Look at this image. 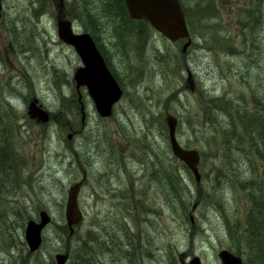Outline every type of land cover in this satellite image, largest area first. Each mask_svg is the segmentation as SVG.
<instances>
[{"label":"rangeland","instance_id":"obj_1","mask_svg":"<svg viewBox=\"0 0 264 264\" xmlns=\"http://www.w3.org/2000/svg\"><path fill=\"white\" fill-rule=\"evenodd\" d=\"M85 1L2 0L0 99L12 107L13 146L25 160L24 186L10 202H17L25 220L18 216L4 226L14 238L8 235L7 241H0V264H57L55 256L66 253L68 235L58 227L67 226L69 188L84 175L87 181L79 203L85 217L69 244L73 248L79 246V238L88 233L90 224L98 226L100 219L101 232L106 228L114 235L123 223L130 234L141 232L153 240L151 255L143 253L133 260L122 257L120 247L112 256L100 245V264H180L195 256L203 264H222L221 250L235 253L244 245L241 235L251 190L242 189L232 177H220L211 158L215 146L201 149L204 139L201 146L197 139L198 146L192 148L207 157L200 162V183L190 170L170 166L173 154L168 153L165 118L167 114L177 117V138L186 147L194 141L192 112L204 106L206 98H226L236 105L244 96L250 107L264 102V25L260 30L264 17L256 27L248 15L257 9L264 13V0H185L193 14V21L185 15L192 40L186 54L182 53L186 41L172 43L150 24L143 29L145 20L131 21L126 26L130 31L119 28L116 32L113 30L120 23L103 19L99 13L102 30L98 43L105 54L99 50L124 91L110 118L99 116L86 87L76 89L74 75L83 65L81 58L58 36L57 16L62 9L75 33H89L91 15H85ZM89 1L90 10L99 4ZM207 4L211 11L204 16L200 10ZM250 33L256 35L258 47L245 51L241 41ZM33 98L49 112L48 124L38 123L26 113ZM79 98L85 107L86 126L69 141L68 134L81 130ZM249 147L247 139L240 146ZM148 154L161 156L173 170L172 180L180 192L173 202L152 182ZM253 158L255 161L248 162L243 158L234 168L242 182L252 181L254 175L263 184L264 165ZM128 189L143 204H138L143 212L141 223L124 219L121 204L127 202L120 194ZM195 204L197 208L192 210ZM41 210L50 214L53 223L43 232L42 247L32 253L25 229L29 220H38ZM5 242L9 249L3 248Z\"/></svg>","mask_w":264,"mask_h":264},{"label":"trees","instance_id":"obj_2","mask_svg":"<svg viewBox=\"0 0 264 264\" xmlns=\"http://www.w3.org/2000/svg\"><path fill=\"white\" fill-rule=\"evenodd\" d=\"M98 1L97 7L90 10L87 7L90 1L86 0L84 11L85 15H91V21H88L87 24V32L92 36L95 43L98 44V48H101L105 54L104 48L98 43L100 40L99 32L102 30V23L98 21L99 13L103 19H115L116 23H120V26H116V30H113L116 32L119 28L122 29V32L130 31V28L126 26L134 20L130 18L125 0ZM179 1L188 20L193 21V14L188 9L186 1ZM210 11L211 6L207 4L200 10V13L207 16ZM248 15L256 27L259 21H263L264 13L262 10L257 9L256 11L249 12ZM112 23L113 21H110L109 25L113 27L114 23ZM144 24L143 29L149 23L144 21ZM263 25V23L260 25V30ZM255 43H258L257 38L252 33H250L249 38L245 37L241 41V44L245 46V51L258 47ZM25 51H28V49H25ZM239 98L241 102L238 101L236 105L226 98H206L203 102L204 106H197L198 110L192 112L195 114L192 117V136L194 137V141L187 142L185 148L197 147V139L201 140L200 146L203 143V139L206 140L200 147L201 149L214 145V153L211 158L215 162L216 170H218L220 177L223 179L232 177L242 189L251 190L249 192L250 204L245 217V227L241 235L244 245L241 250H237L235 253L243 257L246 264H264V183L259 182L258 178L254 177V175H252V181L246 180L242 182L243 178H241V175L234 168L235 165L243 161V158L246 161L247 159L255 161L253 156L264 165V102L254 103L250 107L244 96H240ZM11 113L12 107L9 102H6L5 99H0V236H3L0 241H7L8 235L10 238H14L13 232H6L4 227L6 223H9L11 220L16 221L18 216L22 218V221L25 220V214L18 208L17 202H10L11 196H17L24 186V174L22 171L25 167V160L22 159L13 146L14 125L12 124ZM81 130L77 133H80ZM238 130L240 131L238 132ZM245 139L250 142V147L248 149H241L240 146ZM96 147L100 148V141L97 142ZM168 153L172 152L169 150ZM242 153H245L246 156L243 157ZM200 154L205 161L207 158L205 152L200 150ZM148 155L151 161L152 182L158 190L166 193L168 201L173 202L180 193L175 188L176 182L172 180L174 177L173 170L164 164L161 156ZM169 165L175 168L182 167L183 169H188L185 164L174 156L170 159ZM218 181L220 182V179ZM120 195L121 199L127 202L121 204L124 219H131L135 224L141 223L140 215L143 212L140 213L138 204L141 206L143 204L140 201L134 200V197L130 195L129 189L123 190ZM198 197L202 199V191H199ZM84 210L86 215H90L87 205H84ZM27 218L30 219L31 217ZM98 221V226L90 224L88 233L84 237L79 238V246L76 248L69 245L74 236H69L68 227H58L63 235H68L64 251L69 254V264H100L98 263V256H100L101 252L100 245L104 246V251L113 254L112 256L116 254L114 252L117 247H120L122 249V257L130 260L141 257L143 253L151 255L147 252L151 248L153 240L148 235L144 237L141 232L130 234V228L122 226L123 223L118 224L120 228L119 230L117 228L114 230V235L110 234L106 228L101 232L100 219ZM13 229L15 230V227ZM8 246L6 242L3 244V248Z\"/></svg>","mask_w":264,"mask_h":264},{"label":"water","instance_id":"obj_3","mask_svg":"<svg viewBox=\"0 0 264 264\" xmlns=\"http://www.w3.org/2000/svg\"><path fill=\"white\" fill-rule=\"evenodd\" d=\"M130 17L133 20H146L151 26L166 37L169 41L175 43L187 40L183 45L182 53H186L192 40L186 21L185 13L179 0H125ZM2 17V2L0 0V19ZM58 36L60 40L69 46H72L82 61V67L78 68L74 80L76 89L86 87L96 110L102 118H110L113 110L124 94L123 89L108 68L106 61L97 48L92 36L88 33L76 34L71 21L59 20ZM189 81L192 75L189 74ZM81 102V98H79ZM82 104V103H81ZM30 119L38 123L48 124L50 114L39 103L37 98H33L26 110ZM82 125L85 126L86 112L85 107L81 106ZM166 124L169 130V140L173 155L183 162L193 173L197 183L201 182L202 175L199 170L201 156L196 149L184 148L177 139L178 119L171 114L166 115ZM75 133L68 134V140L74 138ZM86 181L75 183L69 188L68 198L65 207V220L69 229V236L75 233V227L80 225L84 219V213L80 208L79 198ZM197 205L193 206L195 210ZM40 221L30 220L27 223L25 231V240L32 253L37 252L43 244V231L52 222V217L46 210L39 213ZM193 220V216H191ZM222 264H245L240 256L232 251L223 249L218 254ZM57 264H67L69 260L68 253H58L55 256ZM181 264H203L200 257L195 256L189 262L183 260Z\"/></svg>","mask_w":264,"mask_h":264},{"label":"bare ground","instance_id":"obj_4","mask_svg":"<svg viewBox=\"0 0 264 264\" xmlns=\"http://www.w3.org/2000/svg\"><path fill=\"white\" fill-rule=\"evenodd\" d=\"M196 205H197V204H196ZM41 211H42V210H41ZM41 211H40V212H41ZM40 212H39V213H40ZM83 213H84V211H83ZM38 217H39V215H38ZM84 217H85V214H84ZM29 221H30V220H29ZM29 221H28V222H29ZM35 221L39 222L40 219L38 218V220H35ZM52 221H53V219H52ZM83 221H84V219H83ZM83 221H82V223H83ZM28 222H27V223H28ZM66 223H67V222H66ZM82 223H81V224H82ZM50 224H51V223H50ZM50 224H49V225H50ZM49 225H48V226H49ZM48 226H47V227H48ZM78 226H79V225H78ZM26 227H27V226H26ZM47 227H46V228H47ZM67 227H68V226H67ZM76 227H77V226H76ZM76 227H75V232H76ZM46 228H45V229H46ZM45 229H44V230H45ZM68 230H69V229H68ZM25 231H26V229H25ZM43 232H44V231H43ZM69 233H70V232H69ZM74 234H75V233H74ZM73 236H74V235H73ZM26 243H27V242H26ZM42 245H43V244H42ZM27 246H28V245H27ZM41 247H42V246H41ZM41 247H40V248H41ZM29 250H30V249H29ZM34 253H35V252H34ZM56 263H57V262H56Z\"/></svg>","mask_w":264,"mask_h":264},{"label":"flooded vegetation","instance_id":"obj_5","mask_svg":"<svg viewBox=\"0 0 264 264\" xmlns=\"http://www.w3.org/2000/svg\"><path fill=\"white\" fill-rule=\"evenodd\" d=\"M63 11H64V9H62L61 16H57V20H58V19H61V20H67V19H66V16H65V14H64ZM108 67H109V66H108ZM149 251H151V249H149L148 252H149ZM149 253H150V252H149Z\"/></svg>","mask_w":264,"mask_h":264}]
</instances>
